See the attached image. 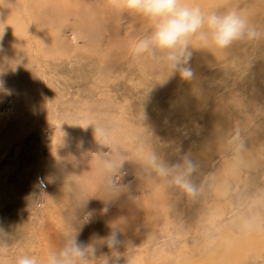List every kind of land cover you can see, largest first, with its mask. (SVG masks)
<instances>
[{
  "label": "rangeland",
  "instance_id": "1",
  "mask_svg": "<svg viewBox=\"0 0 264 264\" xmlns=\"http://www.w3.org/2000/svg\"><path fill=\"white\" fill-rule=\"evenodd\" d=\"M104 1L0 0V264L111 227L118 264H264V0H186L261 33L229 50L193 39L188 82L132 54L152 21ZM147 151L190 158L198 194L151 173Z\"/></svg>",
  "mask_w": 264,
  "mask_h": 264
},
{
  "label": "clouds",
  "instance_id": "2",
  "mask_svg": "<svg viewBox=\"0 0 264 264\" xmlns=\"http://www.w3.org/2000/svg\"><path fill=\"white\" fill-rule=\"evenodd\" d=\"M115 6L136 13L153 22L152 30L140 36L131 51L134 56L150 54L162 55V59L171 70L169 78L178 77L188 82L195 77L192 66L193 39L202 45H214L219 49H228L235 42L254 40L261 35L260 31L250 24L247 17L233 9L228 11H204L200 6L189 4L186 0H113ZM0 34V38H2ZM3 85L0 83V88ZM146 168L155 176L165 180L169 185L180 189L189 197L198 194L197 186L191 176L196 171V165L185 156L183 164L167 165L155 151L141 152ZM108 170L123 167L119 164L106 163ZM44 187V181H39ZM112 188L116 182L113 180ZM106 206L103 211L108 212ZM91 213L86 215L88 222ZM79 232H67L63 246L57 250L50 249L43 264H118L119 249L124 244L118 227H111L109 234L102 239H93L89 243L78 239ZM6 237L0 229V241ZM96 241H101L100 246ZM101 246L107 247V253H101ZM15 264H41L35 256L28 254L16 257Z\"/></svg>",
  "mask_w": 264,
  "mask_h": 264
},
{
  "label": "bare ground",
  "instance_id": "3",
  "mask_svg": "<svg viewBox=\"0 0 264 264\" xmlns=\"http://www.w3.org/2000/svg\"><path fill=\"white\" fill-rule=\"evenodd\" d=\"M108 1H111V0H108ZM191 1H192V0H191ZM191 1H190V3H191ZM195 1H198V2H199V1H201V0H195ZM205 1H207V0H205ZM254 1H258V2L260 1V2H261V0H254ZM104 2H107V0L104 1ZM192 2H194V1H192ZM109 3H110V2H109ZM250 3H251V2H250ZM104 4H105V3H104ZM104 4H103V5H104ZM192 4H194V3H192ZM112 5H113V4H112ZM195 5H197V4H195ZM201 5H202V6H201ZM105 6H106V4H105ZM109 6H110V8L112 7L110 4H109ZM198 6H200L202 9L205 8V4H201V3L199 4V3H198ZM205 11H206V10H205ZM210 11H211V10H210ZM92 16H93V15H92ZM92 16H91V17H92ZM142 18H143V17H142ZM139 26H140V27H137V28H138V30H141L142 25H139ZM133 30H134V29H133ZM138 30H135V31L137 32ZM135 31H134V32H135ZM132 33H133V31L130 33V35H132ZM133 34H134V33H133ZM132 37H133V36H132ZM129 38H130V37H129ZM198 43H199V42H198ZM199 45L201 46L202 44H199ZM228 50H229V49H228ZM255 237H256V236H255Z\"/></svg>",
  "mask_w": 264,
  "mask_h": 264
}]
</instances>
